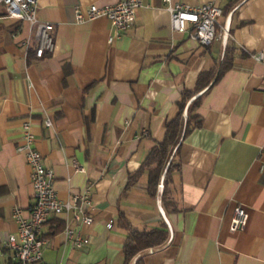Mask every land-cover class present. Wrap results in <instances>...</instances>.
Segmentation results:
<instances>
[{
    "label": "crops",
    "instance_id": "obj_1",
    "mask_svg": "<svg viewBox=\"0 0 264 264\" xmlns=\"http://www.w3.org/2000/svg\"><path fill=\"white\" fill-rule=\"evenodd\" d=\"M117 1L38 0L37 17L54 25L55 42L40 57L34 44L25 45L27 23L0 4V264H17L4 249L17 230L13 208L28 215L34 203L30 169L17 150L26 121L54 171L57 196L71 200L87 190L93 217L90 225L71 212L45 222L37 264H123L121 214L138 229L164 221L169 231L130 264L138 257L143 264H264V58L252 55L264 51V0H170L222 8L217 28L226 25L229 36L208 45L172 30L166 0H142L133 25L111 41L106 17L75 20L76 6ZM226 46L232 64L202 98V125L180 143L171 185L178 210L166 212L163 176L156 197L148 194L146 172L126 188L128 176L163 141L182 91L218 68ZM239 205L248 218L231 231ZM66 226L88 243L72 246Z\"/></svg>",
    "mask_w": 264,
    "mask_h": 264
},
{
    "label": "built area",
    "instance_id": "obj_2",
    "mask_svg": "<svg viewBox=\"0 0 264 264\" xmlns=\"http://www.w3.org/2000/svg\"><path fill=\"white\" fill-rule=\"evenodd\" d=\"M37 1L0 0V4L4 6L8 17L27 23L29 34L25 45L34 44L35 54L40 57L46 51H52L55 42L54 25L50 22H42L37 17ZM166 1L172 30H188L189 35L202 45H208L215 40L225 42L228 38L229 32L226 25L222 26L220 31L217 28L218 18L222 14V8L218 4L210 1L191 6ZM141 6L142 0H119L102 6L96 4L85 7L76 6L74 14L75 20L79 23L97 17H106L113 30V33L108 36V41H111L133 25ZM252 55L256 60H262L264 51H258ZM44 124L47 127L51 126V119L46 117ZM22 132V142L17 146V150L23 153L30 169L29 177L34 203L28 215H24L19 207L13 208L12 216L17 224V230L8 236L4 248L11 253L12 259L17 264H37L43 256L45 240L42 236V226L45 222L56 215L71 212L75 220L84 225H90L93 217L88 213L91 200L87 190L75 194L71 200H62L57 196L54 190V171L44 164L42 154L35 147L30 122H23ZM76 167L82 170L80 165ZM247 218L248 213L245 208L241 205L236 206L229 229L242 230ZM64 234L66 241L74 247H82L88 243V239L77 229L66 226Z\"/></svg>",
    "mask_w": 264,
    "mask_h": 264
},
{
    "label": "trees",
    "instance_id": "obj_3",
    "mask_svg": "<svg viewBox=\"0 0 264 264\" xmlns=\"http://www.w3.org/2000/svg\"><path fill=\"white\" fill-rule=\"evenodd\" d=\"M231 64L230 47L226 46L224 57L218 64V68L202 71L198 75L194 88L182 91L177 101V115L166 123L163 141L156 142L142 162L140 169L128 176L126 188L134 184L143 172H146L148 194L156 197L158 186L163 176L162 205L166 212L178 210L177 201L173 196L171 188L173 173L179 168V163L175 159V156L183 138L190 131L202 125V116L197 111L202 98ZM184 111H186L185 116ZM119 220L120 224L127 231L122 248L123 264H130L138 254L160 246L168 238L169 231L164 221L150 229H138L132 226L123 214L120 215ZM135 264H143L141 257L136 259Z\"/></svg>",
    "mask_w": 264,
    "mask_h": 264
}]
</instances>
